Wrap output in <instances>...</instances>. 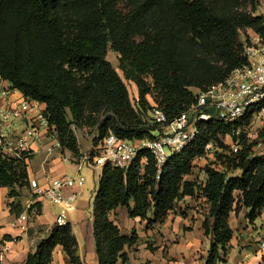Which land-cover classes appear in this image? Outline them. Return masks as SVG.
I'll return each mask as SVG.
<instances>
[{
    "label": "trees",
    "instance_id": "obj_1",
    "mask_svg": "<svg viewBox=\"0 0 264 264\" xmlns=\"http://www.w3.org/2000/svg\"><path fill=\"white\" fill-rule=\"evenodd\" d=\"M249 2L255 11V0H0V76L25 97L45 103L62 148L75 156L81 153L73 125L96 127L95 145L109 132L132 141L155 139L160 125L149 117L153 107L147 95L170 122L197 102L193 88L205 90L247 63L240 31L250 28L264 37V17L240 10ZM109 49L119 55L125 80L137 85V100L107 59ZM199 130L159 172L146 149L127 169L102 166L93 215L98 264H130L126 248L139 235L135 229L123 233L111 219L119 207L152 226L184 198H204L210 206L202 224L211 239L206 264L224 261L220 252L226 253L234 235L232 212L246 207L251 222L261 215L264 156L244 143L238 153L218 156L223 171L207 165L200 183L193 176L196 158L211 142L228 151L222 138L232 133V125L213 118L200 122ZM0 186L10 197L29 189L27 164L0 154ZM39 207L40 202L32 206L37 212ZM58 245L70 264H85L70 223L54 225L25 264H52Z\"/></svg>",
    "mask_w": 264,
    "mask_h": 264
},
{
    "label": "built area",
    "instance_id": "obj_2",
    "mask_svg": "<svg viewBox=\"0 0 264 264\" xmlns=\"http://www.w3.org/2000/svg\"><path fill=\"white\" fill-rule=\"evenodd\" d=\"M244 55L247 63L232 70L224 81L205 90L198 89L197 102L172 121L168 122L166 114L156 104L152 105L150 118L160 125L157 138L132 141L109 132L99 139L97 151L84 154L75 161L77 171L74 176L46 177L44 184L36 177L29 178L31 202L27 204V210L35 213L36 208L32 206L41 199H48L61 207L54 225L65 226L70 223L69 215L74 209L77 191L85 186V177L81 174L85 164L101 168L109 164L127 169L140 150L146 149L154 155L159 172L172 155L181 153L194 141L200 132L199 123L213 118L232 125V133L225 136L231 142H224L229 147V155L238 153L247 143L252 145L254 155L264 156V152H255L256 142L250 141L258 138L251 130L253 119L264 115V37L253 31L251 43L244 45ZM45 110V103L25 97L0 76V154L8 159L24 161L28 168L39 143L48 139L46 161L52 157L71 160V157L63 155L56 128ZM211 147L213 142L208 144L203 156L196 158L195 164L205 160L209 166L223 171L225 168L218 155L212 161L213 165L207 161ZM145 161L147 158L140 161L142 168ZM27 220V213H21L13 225L25 229ZM259 247L264 250V241L259 242Z\"/></svg>",
    "mask_w": 264,
    "mask_h": 264
},
{
    "label": "crops",
    "instance_id": "obj_3",
    "mask_svg": "<svg viewBox=\"0 0 264 264\" xmlns=\"http://www.w3.org/2000/svg\"><path fill=\"white\" fill-rule=\"evenodd\" d=\"M48 145V139H43L39 143L38 151L31 158L27 168L29 178L36 177L41 184L46 182V177L70 175L71 171H77L75 161L86 154L81 150V156H75L70 150L65 149L63 155L71 157V160L52 157L46 161L45 150ZM187 179L191 178L187 177ZM77 195L79 196L69 219L78 240V253L85 264H98L91 221L86 219L85 214L86 201L83 200V188L77 191ZM187 201H191V208L185 205L184 202ZM30 202V189L27 191L23 189L20 195L10 197L9 189L0 186V259L3 264H25L28 254L36 252L40 241L50 234L55 217L61 211L59 205L48 199H41L38 201L40 212L36 209L34 213L26 208ZM200 203L205 206L204 209L197 206ZM209 207L204 198L186 197L177 202L175 209L170 211L163 222L153 224L152 227H146L147 221H142L140 218L128 217L125 224L130 225V230H126L120 220V217L123 219V216H128L126 208L119 207L111 214V219L125 234H129L133 228L137 230L139 235L137 243L126 248L130 264H206L211 239L205 234L202 224L204 213ZM19 209H21L20 213H16ZM178 209L182 210L178 211ZM247 212L248 209L242 207L239 214L231 213L229 220L234 235L226 253L220 252L224 259L221 264H264V250L259 247V242L264 241V210L252 222L247 218ZM21 213L28 215L25 229L13 225V221ZM78 227L79 233L85 237V244L81 242ZM148 236L151 238H147ZM143 237L150 243H146ZM52 264H70L69 257L61 245H58L53 252Z\"/></svg>",
    "mask_w": 264,
    "mask_h": 264
},
{
    "label": "rangeland",
    "instance_id": "obj_4",
    "mask_svg": "<svg viewBox=\"0 0 264 264\" xmlns=\"http://www.w3.org/2000/svg\"><path fill=\"white\" fill-rule=\"evenodd\" d=\"M255 1H256V3H255L256 4V10L255 11L253 10L250 2L248 4H246L244 7H242V9H240V10L244 9L247 12H254L255 15H259V16L264 17V0H255ZM252 38H253V30H251L250 28L242 29L240 31V40H241V42L244 43V45L250 44L252 41ZM205 52L212 59L213 63L217 66V68H223L222 61L219 58H217L210 50H206ZM118 58H119V55L116 52L109 49L108 54H107V59L112 62L114 67L118 70L119 74L123 77V79L127 85V88L129 90L130 97L133 101H135L136 98L139 96L138 87L133 81L125 80L123 72L119 68ZM147 80L150 83H152V78L149 77ZM193 90L196 92L198 90V88H193ZM147 98H148L151 105H155V104L157 105V103L154 101V99L151 95H147ZM72 128H73L74 134L77 138V142H78V146L80 148V151L82 150L86 154H90V153H93L94 151H97L96 150L97 145H95V141H94V139L98 136L96 127L85 125L83 127L77 128L75 125H73ZM251 130H252V133H254L255 135H258V138H256V139L251 138L250 139V141L256 142L255 152L256 153L257 152L258 153L264 152V115L257 116L253 119ZM222 140H223V142H227V143L231 142L230 139L225 138V137L222 138ZM258 142L261 144H258ZM64 151H65V149H62V153ZM221 153L229 155L228 151H225L222 148L217 147L216 143L213 142V147H211L209 149L208 154L206 156L207 161L209 163H212V161H214V159H215V156L216 155L219 156ZM196 165L197 166L195 167L193 176L196 177V179L200 183H203L205 181V177H206L205 167L208 164L204 160V161L196 162ZM212 165H213V163H212ZM100 173H101V167H93V166H89L88 164H85L83 166L82 172H81V174L85 177V186L83 187V200L86 201L85 214L87 216L86 219L88 221H91L90 223H91L93 240H94V234H93L94 197L96 194V187L98 184V179H99ZM235 173H238V171H235ZM75 174H76V171H71V173H70L71 176H74ZM16 189L17 188H15L14 191H17ZM24 190L27 191V188H24ZM78 196L79 195L76 196L75 202H76ZM196 201H198V200H196ZM184 203L188 208L192 207L191 201H187ZM197 206H200L202 209L205 208V206L201 203L197 204ZM181 210L178 209V211H181ZM122 218L123 219H121V217H120V220H122L123 227L126 230H130V225L128 226L125 224L126 221L128 220V216H123ZM154 224H156V223H154ZM148 225L149 224L147 222H145L146 227L151 226V225H149V226ZM133 229H135V228H133ZM140 229H142V227ZM77 231L79 233V231H80L79 227L77 228ZM79 235L81 236V242L83 244H85L86 243L85 237L83 236L82 233H79ZM147 238H151V236H148ZM143 240H145V242H146L145 237H143ZM146 243H150V241H147ZM94 245H95V240H94ZM84 247H85V245H84Z\"/></svg>",
    "mask_w": 264,
    "mask_h": 264
}]
</instances>
